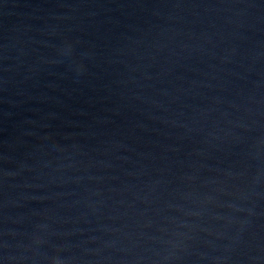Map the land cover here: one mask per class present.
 <instances>
[{"label": "water", "instance_id": "95a60500", "mask_svg": "<svg viewBox=\"0 0 264 264\" xmlns=\"http://www.w3.org/2000/svg\"><path fill=\"white\" fill-rule=\"evenodd\" d=\"M0 264H264V0H0Z\"/></svg>", "mask_w": 264, "mask_h": 264}]
</instances>
